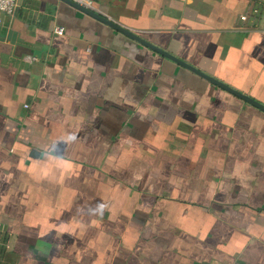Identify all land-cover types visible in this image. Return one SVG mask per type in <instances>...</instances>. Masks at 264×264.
I'll use <instances>...</instances> for the list:
<instances>
[{
    "label": "crops",
    "instance_id": "obj_1",
    "mask_svg": "<svg viewBox=\"0 0 264 264\" xmlns=\"http://www.w3.org/2000/svg\"><path fill=\"white\" fill-rule=\"evenodd\" d=\"M85 1L264 104L261 0ZM0 264H264V111L62 0H18Z\"/></svg>",
    "mask_w": 264,
    "mask_h": 264
},
{
    "label": "water",
    "instance_id": "obj_2",
    "mask_svg": "<svg viewBox=\"0 0 264 264\" xmlns=\"http://www.w3.org/2000/svg\"><path fill=\"white\" fill-rule=\"evenodd\" d=\"M68 4H70L71 6L81 10L82 12L108 24L109 26L115 28L116 30H119L120 32H122L123 34L131 37L132 39L140 42L141 44L163 54L164 56L176 61L177 63L183 65L186 68H189L190 70L194 71L195 73L199 74L201 77L209 80L210 82H212L213 84L229 91L230 93L236 95L237 97L241 98L242 100L260 108L261 110L264 111V104L262 102H259L258 100L254 99L253 97H251L248 94H245L235 88H233L232 86L226 84L225 82L213 77L212 75H209L205 72H203L202 70L196 68L195 66L183 61L181 58L175 56L174 54L170 53L167 50H164L163 48H160L158 46H155L154 44L150 43L148 40L142 38L141 36H139L138 34L134 33L133 31H131L129 28L124 27L123 25L114 22L113 20H111L110 18H108L107 16L103 15L102 13L91 9L89 7L83 6L82 4L74 1V0H62Z\"/></svg>",
    "mask_w": 264,
    "mask_h": 264
},
{
    "label": "built area",
    "instance_id": "obj_3",
    "mask_svg": "<svg viewBox=\"0 0 264 264\" xmlns=\"http://www.w3.org/2000/svg\"><path fill=\"white\" fill-rule=\"evenodd\" d=\"M74 1L82 4L83 6L91 8L89 6V4L85 0H74ZM261 1H262V4H263V7H264V0H261ZM17 5H18V0H0V12H2L4 14L11 15V14L14 13ZM258 11H259L258 9H254L255 13H257ZM56 32L59 33V34H62L63 33V28H57Z\"/></svg>",
    "mask_w": 264,
    "mask_h": 264
}]
</instances>
